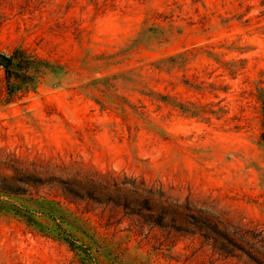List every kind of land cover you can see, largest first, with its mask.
Masks as SVG:
<instances>
[{"label": "rangeland", "instance_id": "rangeland-1", "mask_svg": "<svg viewBox=\"0 0 264 264\" xmlns=\"http://www.w3.org/2000/svg\"><path fill=\"white\" fill-rule=\"evenodd\" d=\"M258 88L264 0H0V264L264 260Z\"/></svg>", "mask_w": 264, "mask_h": 264}, {"label": "trees", "instance_id": "trees-1", "mask_svg": "<svg viewBox=\"0 0 264 264\" xmlns=\"http://www.w3.org/2000/svg\"><path fill=\"white\" fill-rule=\"evenodd\" d=\"M11 64V60H9L8 64L5 65V67H8ZM24 68H27L29 63L26 61L24 63ZM257 101L260 103V114L262 117V127L264 128V90L262 88L257 89V95H256ZM262 139L264 141V133L262 134ZM207 223V222H206ZM210 221L207 223V225H204L203 232L200 234L206 240H212L213 243L217 242L218 238H214L215 236H222L227 243L232 245L234 248H240L243 250V246H249V248L257 247V246H264V230L255 229L257 231L253 236L251 235L249 238L247 236L249 235V232L243 231L241 229H238V231L232 236V238H227L226 235L223 233L221 234L218 230V223L212 222L211 225L209 224ZM254 231V232H255ZM250 260L254 264H264V260L259 257H250Z\"/></svg>", "mask_w": 264, "mask_h": 264}, {"label": "water", "instance_id": "water-1", "mask_svg": "<svg viewBox=\"0 0 264 264\" xmlns=\"http://www.w3.org/2000/svg\"><path fill=\"white\" fill-rule=\"evenodd\" d=\"M1 61H2V63H3L4 65H6V64H8L9 59L3 57V58L1 59Z\"/></svg>", "mask_w": 264, "mask_h": 264}]
</instances>
